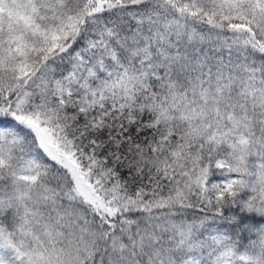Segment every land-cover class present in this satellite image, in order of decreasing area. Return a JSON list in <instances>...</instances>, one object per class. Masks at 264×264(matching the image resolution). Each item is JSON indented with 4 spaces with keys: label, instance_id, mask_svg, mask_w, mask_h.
I'll list each match as a JSON object with an SVG mask.
<instances>
[{
    "label": "snow or ice",
    "instance_id": "snow-or-ice-1",
    "mask_svg": "<svg viewBox=\"0 0 264 264\" xmlns=\"http://www.w3.org/2000/svg\"><path fill=\"white\" fill-rule=\"evenodd\" d=\"M231 205L264 214V0H0V264H259Z\"/></svg>",
    "mask_w": 264,
    "mask_h": 264
},
{
    "label": "trees",
    "instance_id": "trees-1",
    "mask_svg": "<svg viewBox=\"0 0 264 264\" xmlns=\"http://www.w3.org/2000/svg\"><path fill=\"white\" fill-rule=\"evenodd\" d=\"M211 179L213 181H218L220 179L219 173H215ZM249 194L250 193H248L246 190L245 193L241 194V198L247 199V195ZM193 215L201 216L203 213L195 210H188V218L191 219ZM224 215L225 217L235 216L236 220L230 221L216 217L209 223V229H216L220 234L227 235L233 240L237 241L238 251L245 250L248 247L250 241L256 239V233L254 231H250V229L259 228L264 225V214H260L255 211L249 212L246 209L242 210L240 205H231L224 209ZM10 218L11 213H8L7 218L0 217V222L7 224ZM205 234L207 235L209 233Z\"/></svg>",
    "mask_w": 264,
    "mask_h": 264
},
{
    "label": "clouds",
    "instance_id": "clouds-1",
    "mask_svg": "<svg viewBox=\"0 0 264 264\" xmlns=\"http://www.w3.org/2000/svg\"><path fill=\"white\" fill-rule=\"evenodd\" d=\"M251 260L259 261V264H264V252H261L259 249L256 251H249L245 253Z\"/></svg>",
    "mask_w": 264,
    "mask_h": 264
}]
</instances>
